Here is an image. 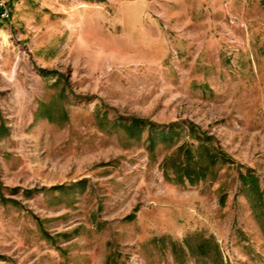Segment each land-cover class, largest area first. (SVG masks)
I'll use <instances>...</instances> for the list:
<instances>
[{"label": "rangeland", "instance_id": "1", "mask_svg": "<svg viewBox=\"0 0 264 264\" xmlns=\"http://www.w3.org/2000/svg\"><path fill=\"white\" fill-rule=\"evenodd\" d=\"M2 1L0 264H264V0Z\"/></svg>", "mask_w": 264, "mask_h": 264}, {"label": "trees", "instance_id": "2", "mask_svg": "<svg viewBox=\"0 0 264 264\" xmlns=\"http://www.w3.org/2000/svg\"><path fill=\"white\" fill-rule=\"evenodd\" d=\"M127 125H128V130L131 132L137 131L139 130L141 132V130H143L144 128L148 127L150 129V135H149V139H152V132L154 131L156 136H165L166 134H169L173 131V129L177 128L175 125L170 126L169 128H161L160 126H156L154 127L152 124H150L148 121L146 120H142V119H131L127 121ZM154 128H157L154 129ZM154 129V130H153ZM152 146V143H151ZM212 159V157H210V160ZM216 158H213L211 161H215ZM185 171H189V167L184 169ZM185 175H187V177H190L191 175L189 173H186ZM200 176L203 178L205 176L204 172H202V174H200ZM241 178V183L243 185H247L250 187V190H253L256 186V180L254 179V177H252L250 175V173H248L247 175H240ZM191 182H194V180H191ZM196 236H190L187 237L184 240V245H186V247H189V249L193 252V254H196L198 256L204 257L206 255V248L208 247L206 244L211 240V239H205V238H199V242H197V244L195 246H190L189 244V240L194 238ZM214 250L216 252V254L219 256V249L217 245H214Z\"/></svg>", "mask_w": 264, "mask_h": 264}, {"label": "built area", "instance_id": "3", "mask_svg": "<svg viewBox=\"0 0 264 264\" xmlns=\"http://www.w3.org/2000/svg\"><path fill=\"white\" fill-rule=\"evenodd\" d=\"M9 16H10L9 9L7 8L5 2L0 0V22L5 21L6 19L9 18Z\"/></svg>", "mask_w": 264, "mask_h": 264}]
</instances>
